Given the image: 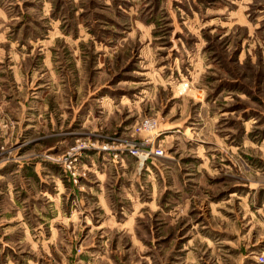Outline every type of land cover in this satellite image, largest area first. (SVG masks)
<instances>
[{"label": "rangeland", "instance_id": "1", "mask_svg": "<svg viewBox=\"0 0 264 264\" xmlns=\"http://www.w3.org/2000/svg\"><path fill=\"white\" fill-rule=\"evenodd\" d=\"M262 251L264 0H0V264Z\"/></svg>", "mask_w": 264, "mask_h": 264}, {"label": "built area", "instance_id": "2", "mask_svg": "<svg viewBox=\"0 0 264 264\" xmlns=\"http://www.w3.org/2000/svg\"><path fill=\"white\" fill-rule=\"evenodd\" d=\"M159 152H156L155 154L157 155H160L162 154V150H158ZM257 261L260 263V264H264V251L260 252L258 255H257Z\"/></svg>", "mask_w": 264, "mask_h": 264}, {"label": "bare ground", "instance_id": "3", "mask_svg": "<svg viewBox=\"0 0 264 264\" xmlns=\"http://www.w3.org/2000/svg\"><path fill=\"white\" fill-rule=\"evenodd\" d=\"M154 138V137H153Z\"/></svg>", "mask_w": 264, "mask_h": 264}]
</instances>
